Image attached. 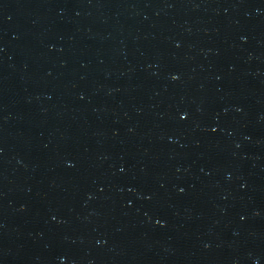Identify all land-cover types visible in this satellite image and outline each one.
Returning <instances> with one entry per match:
<instances>
[{
  "label": "water",
  "instance_id": "water-1",
  "mask_svg": "<svg viewBox=\"0 0 264 264\" xmlns=\"http://www.w3.org/2000/svg\"><path fill=\"white\" fill-rule=\"evenodd\" d=\"M0 264H264V0H0Z\"/></svg>",
  "mask_w": 264,
  "mask_h": 264
}]
</instances>
